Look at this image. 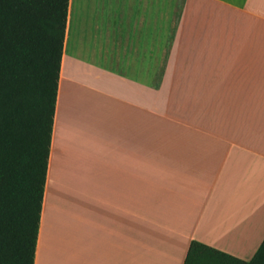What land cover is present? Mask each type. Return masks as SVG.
<instances>
[{
  "label": "crops",
  "instance_id": "crops-1",
  "mask_svg": "<svg viewBox=\"0 0 264 264\" xmlns=\"http://www.w3.org/2000/svg\"><path fill=\"white\" fill-rule=\"evenodd\" d=\"M256 222L264 0H69L33 264L245 260Z\"/></svg>",
  "mask_w": 264,
  "mask_h": 264
},
{
  "label": "trees",
  "instance_id": "trees-1",
  "mask_svg": "<svg viewBox=\"0 0 264 264\" xmlns=\"http://www.w3.org/2000/svg\"><path fill=\"white\" fill-rule=\"evenodd\" d=\"M69 0H0V264H33ZM183 264H264L192 240Z\"/></svg>",
  "mask_w": 264,
  "mask_h": 264
},
{
  "label": "rangeland",
  "instance_id": "rangeland-1",
  "mask_svg": "<svg viewBox=\"0 0 264 264\" xmlns=\"http://www.w3.org/2000/svg\"><path fill=\"white\" fill-rule=\"evenodd\" d=\"M256 225H257L256 228L258 230V234L256 236L254 235V239H250L248 241V243H243L245 245L242 244V245H239L240 247L235 248V251H242V254L244 255V257H246V258H244L245 260H248L250 258V257L248 258V256H247L248 253L251 251V248L253 249L254 246L256 247V245H257L256 243L259 240L261 234L263 233L262 230H263L264 225L258 224V222H256ZM244 242H246V241H244ZM246 244H248V245H246ZM247 246H250L249 249ZM233 249H234V247H233Z\"/></svg>",
  "mask_w": 264,
  "mask_h": 264
}]
</instances>
